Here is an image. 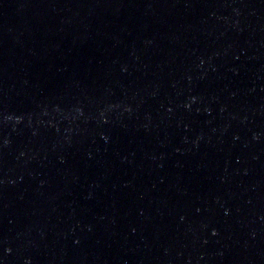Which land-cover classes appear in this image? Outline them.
Segmentation results:
<instances>
[{
  "label": "water",
  "instance_id": "1",
  "mask_svg": "<svg viewBox=\"0 0 264 264\" xmlns=\"http://www.w3.org/2000/svg\"><path fill=\"white\" fill-rule=\"evenodd\" d=\"M0 264H264V0H0Z\"/></svg>",
  "mask_w": 264,
  "mask_h": 264
}]
</instances>
